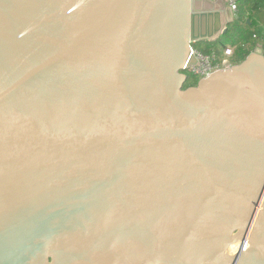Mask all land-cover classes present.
<instances>
[{"label": "water", "instance_id": "water-1", "mask_svg": "<svg viewBox=\"0 0 264 264\" xmlns=\"http://www.w3.org/2000/svg\"><path fill=\"white\" fill-rule=\"evenodd\" d=\"M235 18L0 0V264H264V51L184 88Z\"/></svg>", "mask_w": 264, "mask_h": 264}, {"label": "trees", "instance_id": "trees-1", "mask_svg": "<svg viewBox=\"0 0 264 264\" xmlns=\"http://www.w3.org/2000/svg\"><path fill=\"white\" fill-rule=\"evenodd\" d=\"M237 3L238 13L228 26L226 35L214 43L202 42L194 45L196 50L215 58L217 63L221 62L229 45L235 47L232 66L243 62L260 46L264 51V0H237ZM185 74L188 76V82L193 83L191 87L198 84L196 77L187 72Z\"/></svg>", "mask_w": 264, "mask_h": 264}, {"label": "built area", "instance_id": "built-area-1", "mask_svg": "<svg viewBox=\"0 0 264 264\" xmlns=\"http://www.w3.org/2000/svg\"><path fill=\"white\" fill-rule=\"evenodd\" d=\"M219 1V0H212ZM225 3V5L230 9L233 16H236L238 13V3L237 0H220ZM195 57L197 60L196 65L187 66L185 65V72L189 75L196 77L198 80L208 77L214 71L220 70L221 65L216 62V59L200 53L195 47H191L190 57ZM225 66V64H224Z\"/></svg>", "mask_w": 264, "mask_h": 264}, {"label": "rangeland", "instance_id": "rangeland-1", "mask_svg": "<svg viewBox=\"0 0 264 264\" xmlns=\"http://www.w3.org/2000/svg\"><path fill=\"white\" fill-rule=\"evenodd\" d=\"M251 23V22H250ZM261 48V46H260ZM235 52V47L232 45H229L224 52V57L221 60V62H219V64L221 65V68H229L230 66H232V62H233V56ZM208 56V55H207ZM225 64V66H224Z\"/></svg>", "mask_w": 264, "mask_h": 264}, {"label": "bare ground", "instance_id": "bare-ground-1", "mask_svg": "<svg viewBox=\"0 0 264 264\" xmlns=\"http://www.w3.org/2000/svg\"><path fill=\"white\" fill-rule=\"evenodd\" d=\"M197 64V63H196ZM195 64V65H196ZM192 66V65H191ZM221 69H225V68H221ZM215 72V71H214ZM186 73V72H185ZM201 79H199V81H200ZM246 248H248V245H242V248H241V250H245ZM230 250H231V252L232 253H235L237 250H239V244H235V245H233V246H231V248H230Z\"/></svg>", "mask_w": 264, "mask_h": 264}, {"label": "flooded vegetation", "instance_id": "flooded-vegetation-1", "mask_svg": "<svg viewBox=\"0 0 264 264\" xmlns=\"http://www.w3.org/2000/svg\"><path fill=\"white\" fill-rule=\"evenodd\" d=\"M192 85H193V83L187 81V82L185 83L184 87H186V88H190Z\"/></svg>", "mask_w": 264, "mask_h": 264}]
</instances>
